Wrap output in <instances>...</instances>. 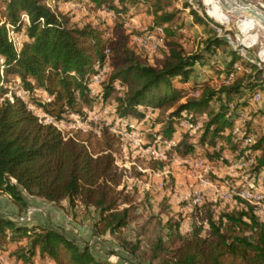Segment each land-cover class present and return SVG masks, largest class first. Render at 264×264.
Here are the masks:
<instances>
[{"label": "trees", "instance_id": "1", "mask_svg": "<svg viewBox=\"0 0 264 264\" xmlns=\"http://www.w3.org/2000/svg\"><path fill=\"white\" fill-rule=\"evenodd\" d=\"M91 1L96 6L105 4L115 14L150 3L155 25L168 35L174 32L168 25L175 18V12L170 11L171 0ZM21 13L26 16L25 23ZM191 14L196 23H203L193 10ZM0 15V91L6 92L9 79L17 80L28 92L42 90L51 99L34 104L55 121L63 120L64 113L78 112L79 104L91 102L93 65H101L106 59L111 71L105 83H100L102 96L114 92L115 82L123 88L114 97L117 118H141L148 107L172 108L163 121L162 138H172L181 112L209 109L199 144L213 147L217 143H231L232 135L224 133L232 126L231 119L226 117L229 99L242 92L247 95L256 87L264 90V77L258 70L255 75L240 73L230 84L217 89L197 86V96L174 106L182 95L174 81H189L193 65L205 54H188L172 41L167 43L168 51L161 63L144 64L133 56L120 35L110 42L106 57L105 29L67 26L42 0H0ZM23 23V38L14 45L7 38L6 24L17 32ZM223 42L212 32L207 37L206 52H212L211 46ZM231 54V64L236 60L245 63L233 51ZM245 80L249 81L244 83ZM247 98L236 105L245 107ZM211 101L218 104L217 109L209 108ZM139 106L143 111H139ZM247 124L252 125L251 121ZM251 128L257 136L246 146L253 158L248 173L256 175L264 169V132L257 126ZM182 143L175 145L176 152L185 157L194 151L189 142L181 149ZM237 145L238 141L231 145V150H236ZM110 148L109 144L95 151L90 149L87 139L77 134L63 135L52 123H44L15 94L0 102V193L7 194L18 205V213L27 207L24 193L52 204L66 200L73 206L78 202L84 210L97 212L92 223L94 233L115 236L113 243L117 249L106 253L118 254L131 264H264V218L239 197L221 203L204 199L195 208L200 223L195 222L193 215L194 221L186 233L179 227L184 218L181 211L168 213L165 219L149 213L158 226L155 237L144 249L138 237L128 240L120 230L129 225L132 197L121 184ZM119 185L122 187L118 188ZM17 218L18 215L0 213V252L8 250L7 258L12 264H34L35 259L44 258L51 264H122L98 257L87 242H79L63 228L50 223L28 224Z\"/></svg>", "mask_w": 264, "mask_h": 264}, {"label": "rangeland", "instance_id": "2", "mask_svg": "<svg viewBox=\"0 0 264 264\" xmlns=\"http://www.w3.org/2000/svg\"><path fill=\"white\" fill-rule=\"evenodd\" d=\"M43 3L53 11L61 21H65L67 26H90L95 29H105V48H109L111 41L123 36V40L132 52L133 56L141 63L158 65L167 53V43L178 42L188 54H205L204 58L195 62L193 71L190 73L189 81L186 83L174 81L177 87L182 89L174 106L183 103L190 96H197L199 90L197 86L208 85L217 89L220 85L230 84L234 78L227 81L232 64L230 63L233 51L232 44L243 49L248 60H243L240 73L255 75L258 70L264 77V62L258 57L257 46L263 45L264 36L251 21L244 16H236L231 12L222 11V15L227 17L226 23L214 20L206 13V5L202 0H193L188 4L187 0H171L170 11L175 12L174 20L168 24L174 31L168 35L164 30L154 39L142 43L140 37L146 31H153L156 27L150 3H140L127 11L115 14L108 9L105 4L96 6L91 0H42ZM242 3L250 4L264 13V0H240ZM194 5V8L192 7ZM193 10L203 23L194 21L191 14ZM22 21H27L24 13L20 14ZM2 19V15H0ZM24 23L21 30L10 34V28L6 24L7 38L11 39L15 45L23 38ZM119 25V28H116ZM218 29L227 38L218 35ZM122 30V32H118ZM171 31V30H170ZM214 32L217 37L224 42L211 46L212 52H206L207 37ZM234 52V51H233ZM109 52L106 53V57ZM235 53V52H234ZM238 56V55H237ZM109 60L105 63L93 65L94 72L90 77L89 87L93 99L88 105L77 106L78 112L63 114V120L55 121L50 115L44 114L41 108L34 104V101H49L42 90L34 89L26 91L18 84L17 80L9 79L5 84L6 92L0 91V97H11L17 95L27 103L29 109L33 111L44 123H52L63 135L77 134L80 138L87 139L90 149L95 151L111 145L110 151L114 165L118 168L121 177V184H124L132 197V213L129 214V225L121 229L120 233L128 240L138 237L141 241L142 249L146 248L149 242L155 237L158 226L155 219L149 218V213L159 215L165 219L168 213L181 211L184 218L180 220L179 227L182 233H186L191 228L193 215L195 222L200 223V218L195 208L204 199L213 203L231 201L234 198L226 197L227 184L242 189L251 182L254 186L252 192L254 196L264 194V179H259L258 174L248 173L247 164L243 162L252 155L246 150V146L254 141L255 137L244 144V134L254 131L252 126L262 130L264 123V90L256 87L249 94H234L228 102L229 110L226 117L231 119L232 126L224 131L225 134L232 135L231 143H217L215 146L200 145L199 139L202 135L203 126L208 119V110L202 112H181V118L176 119V132L172 138H162L160 131L164 125L172 108L152 109L148 107L144 110L141 118L131 117L129 119L117 118L115 114L116 94L123 89L118 83H114V92L107 97H103V85L110 73ZM247 64L254 65L249 69ZM2 75V70L0 69ZM227 81V82H226ZM249 80L243 81L247 83ZM1 84V82H0ZM254 91L261 93L258 102L253 101ZM248 97L245 107L237 106V102ZM1 102V101H0ZM218 108V104L211 101L209 108ZM139 111L143 107L139 106ZM188 113V114H187ZM255 113V114H254ZM186 117H185V116ZM188 115V118H187ZM244 119L240 122L239 117ZM256 115V116H255ZM254 116V117H253ZM194 119L190 122L189 119ZM250 119V120H249ZM158 120H162L160 123ZM251 121L252 125H248ZM243 135V136H242ZM238 141L237 149L231 150V145ZM183 142L180 146L184 149V143H191L194 151L185 157L176 152L175 145ZM179 148V149H180ZM197 160L202 161L201 164ZM119 185L118 188H121ZM194 189H199L202 193L201 202L192 204ZM24 195L27 207H34L30 214L31 219L28 224L50 223L54 227L65 229L72 237L79 242H87L90 249L100 258L111 261H119L122 264H131L120 258L118 254L106 253L109 249H115L113 240L115 236L107 233L99 234L93 232L92 223L97 219V212L92 209L84 210L78 202L70 206L66 200L58 204H52L42 198ZM256 198H253V201ZM262 201V200H260ZM252 205V204H250ZM264 206V202L258 206ZM26 209L21 211L26 212ZM254 211L264 218V208L254 209ZM18 205L5 193H0V213L12 216H19ZM22 213V214H23ZM21 214V215H22ZM144 227V228H142ZM8 250L0 252V264H12L7 258ZM47 258L35 259L34 264H41Z\"/></svg>", "mask_w": 264, "mask_h": 264}, {"label": "built area", "instance_id": "3", "mask_svg": "<svg viewBox=\"0 0 264 264\" xmlns=\"http://www.w3.org/2000/svg\"><path fill=\"white\" fill-rule=\"evenodd\" d=\"M192 1L193 0H187L188 4H192ZM192 7L194 8V5H192ZM10 28V34L13 32L12 30V27L9 26ZM162 27L160 26H156L154 27L153 31H146L139 39L140 42L142 43H145V42H148L149 40H152L154 39V36L157 35V34H161L162 33ZM218 35H222V38H227V40H229V37L227 34H222L220 32V29H218ZM8 36V34H7ZM8 40L11 41L14 45L15 43L9 39L8 37ZM230 44H232V48H233V51L235 52L236 55H238L242 60H248V58L246 57L243 49L241 48H238L236 45H233V43L230 41L229 42ZM108 52V48H105L104 49V53L106 54ZM241 63L240 62H234L232 64V68L230 70V73H229V76L227 78V81L234 78V76L236 75L235 73L238 72L239 70H242L241 69ZM226 81V82H227ZM11 98V97H9ZM261 98V93L259 91H254L253 93V101L254 102H258V100ZM3 99V97H0V101ZM239 117V115H238ZM239 120L240 122L243 123L244 119L241 117H239ZM262 131L264 132V123H263V127H262ZM243 136V135H242ZM244 139H243V143L244 144H249V142H251V140L255 137V133L250 131L248 132L247 134H244ZM198 163L201 164L202 161L200 160H197ZM253 162V158L252 157H248L246 161L243 162L244 165L247 164V167ZM258 174V177L259 179H264V169L261 170ZM227 188L228 190H226V197L227 198H232V197H239L240 199L248 202L249 204H252V206L254 207V209H258V208H264V206L260 207L257 205H259V203L261 202H264V194H257L256 196H254V194L252 193L254 191V186L251 182H249L248 184H246V187H243L242 189H239V188H236V187H233L229 184H227ZM253 198H256L255 200L257 201H253L252 199ZM201 199H202V193L199 189H194L193 191V197H192V201L191 203L192 204H196L198 205L200 202H201ZM262 200V201H260ZM35 210L34 207H27V210L24 214L18 216L17 220L20 221V222H24V223H27L30 219H31V213ZM117 249V248H115ZM41 264H48L47 260L41 262Z\"/></svg>", "mask_w": 264, "mask_h": 264}, {"label": "bare ground", "instance_id": "4", "mask_svg": "<svg viewBox=\"0 0 264 264\" xmlns=\"http://www.w3.org/2000/svg\"><path fill=\"white\" fill-rule=\"evenodd\" d=\"M206 5V13L214 20L226 23L222 11L231 12L236 16H244L251 21L264 36V13L258 8L242 3L240 0H202ZM257 46L258 57L264 62V41Z\"/></svg>", "mask_w": 264, "mask_h": 264}]
</instances>
